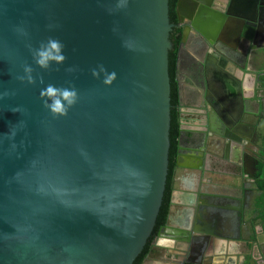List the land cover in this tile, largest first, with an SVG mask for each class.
<instances>
[{
  "label": "water",
  "instance_id": "obj_1",
  "mask_svg": "<svg viewBox=\"0 0 264 264\" xmlns=\"http://www.w3.org/2000/svg\"><path fill=\"white\" fill-rule=\"evenodd\" d=\"M168 1L0 0V264H133L142 250L169 163ZM184 1H176L179 21ZM197 1L187 18L209 40L223 16L212 17V0ZM189 28L182 30L176 67ZM49 36L63 41L67 59L44 70L29 45ZM26 63L43 83L18 79ZM99 64L116 73L111 84L91 75ZM69 66L76 71L67 72ZM214 67L203 63L206 75ZM176 78L180 105L177 70ZM67 81L79 99L54 117L39 92ZM179 124L183 136L187 128L181 118ZM212 132L209 121L205 143ZM181 148L179 142L176 164ZM208 240L194 245L190 263Z\"/></svg>",
  "mask_w": 264,
  "mask_h": 264
},
{
  "label": "crops",
  "instance_id": "obj_2",
  "mask_svg": "<svg viewBox=\"0 0 264 264\" xmlns=\"http://www.w3.org/2000/svg\"><path fill=\"white\" fill-rule=\"evenodd\" d=\"M183 51L180 50L177 65L181 93L179 110L182 123L187 128L184 132L191 136L198 133L194 130L205 131L209 121L212 125V122L219 120L210 105L211 102L214 105L218 99H209L210 102H206L205 107L201 96L197 98V86L190 78V65L182 63V60H186L182 57ZM249 78L250 74L246 73L242 89H239L243 92L239 96L241 110L243 114H257L258 104L253 97L254 88ZM249 102L254 103V111L246 106ZM260 126L263 128L264 122ZM183 138L182 136L180 141L181 157L174 169L166 227L161 230L162 233L142 264H185L184 259L190 253L193 254L194 245L200 243L202 235H207L210 240L208 244L204 241L194 264H251L252 247L264 249L261 225H255L253 231L251 229L250 196L253 175L242 168H236L235 175L228 173L226 168L231 167V164L227 151L222 149L224 140L219 136L214 135L208 139L200 149H195L188 137ZM240 138L243 143L247 141L244 137ZM244 190H250L247 206L244 208H248L247 211L242 210L239 204V201H243ZM253 232L255 240L251 241ZM175 237L179 240L174 239Z\"/></svg>",
  "mask_w": 264,
  "mask_h": 264
},
{
  "label": "flooded vegetation",
  "instance_id": "obj_3",
  "mask_svg": "<svg viewBox=\"0 0 264 264\" xmlns=\"http://www.w3.org/2000/svg\"><path fill=\"white\" fill-rule=\"evenodd\" d=\"M192 4H195L193 11ZM200 4L197 0H185L182 21L177 18V27L181 28V33L183 28L190 27L187 29L188 37L181 47V50H184L182 57L186 59L182 60V63L187 62L190 65V78L197 86L195 88L197 98L201 96L203 104L204 100L218 99L214 105L210 103L212 111L219 117V120L212 122L211 127L215 131V133L212 132L213 135L226 137L227 142L223 144L222 149L224 152L227 151L231 164V167L227 166L226 170L235 175L236 168H242L254 175L255 164L260 158L264 138V126L263 128L260 126L264 122V0H212L208 6L212 10V17L214 14L223 16V20L220 24L218 19L214 21L219 27L218 30L216 29V34L210 36L209 40L193 29L190 19L187 18L188 13H196ZM212 28L215 30L214 26ZM206 59L214 62L218 68L210 69L207 75L203 68ZM180 66L181 63H179ZM246 73L250 74L249 81L254 88L253 97L258 104L257 114L247 112L243 114L239 110L241 107L239 96L242 92L239 89H242ZM200 90L204 92L201 93ZM206 91L207 97H205ZM231 91L234 93L232 94ZM246 106L249 110H255L253 102H249ZM200 132L191 135L190 138L185 133L183 137H188L190 144L196 146L198 144L200 149L205 131ZM240 137H244L247 141L243 143ZM203 143L205 144L204 141ZM244 149L247 151H243ZM244 192L243 201H239L242 210L247 206L250 191L244 190ZM244 210L247 211L248 208ZM158 233L154 242L157 241ZM204 237L208 238L202 235V240ZM260 250L264 254L263 247ZM191 259L190 253L184 259V263L194 264L189 262Z\"/></svg>",
  "mask_w": 264,
  "mask_h": 264
},
{
  "label": "trees",
  "instance_id": "obj_4",
  "mask_svg": "<svg viewBox=\"0 0 264 264\" xmlns=\"http://www.w3.org/2000/svg\"><path fill=\"white\" fill-rule=\"evenodd\" d=\"M177 0H169V19L174 24L169 34V39L172 42V48L168 52V71L170 77V147L168 153V172L163 192L162 202L156 217L154 227L151 234L147 238L142 250L133 260V264H142L144 258L149 254L154 244L155 237L162 225L166 223L171 203V194L173 190V176L176 165V156L178 152V144L181 141L180 133V111H179V92L178 82L176 78V64L177 52L181 41V28L177 27V17L175 12V5ZM261 155L255 164V173L253 175L254 182L251 189L252 195L250 196V216H251V229L255 225H261V231L264 235V138L262 141ZM250 191V190H249ZM250 194V193H249ZM251 241L255 240V233L253 232Z\"/></svg>",
  "mask_w": 264,
  "mask_h": 264
},
{
  "label": "clouds",
  "instance_id": "obj_5",
  "mask_svg": "<svg viewBox=\"0 0 264 264\" xmlns=\"http://www.w3.org/2000/svg\"><path fill=\"white\" fill-rule=\"evenodd\" d=\"M29 49L34 63L44 70L51 69L53 64L61 65L67 59L64 52L65 44L53 36H49L46 40L41 41L38 47L32 48L29 45ZM54 70L58 71L59 69ZM65 70L67 72H74L76 68L69 66ZM33 71L34 69L31 64H24V75L19 76L18 79L21 81L26 80L27 83L33 84L39 78L40 82L43 83V76L38 74V77H33ZM90 71L94 78L101 79V82L104 84H111L116 77V73L114 71L108 72L103 64L97 65V67L92 68ZM66 83L69 86H57L53 83H47L39 92L43 107L48 109L54 117L67 115L69 108L74 106L79 99V93L75 85L71 81H67Z\"/></svg>",
  "mask_w": 264,
  "mask_h": 264
},
{
  "label": "built area",
  "instance_id": "obj_6",
  "mask_svg": "<svg viewBox=\"0 0 264 264\" xmlns=\"http://www.w3.org/2000/svg\"><path fill=\"white\" fill-rule=\"evenodd\" d=\"M264 254H262V251L259 247H252L250 252V257L254 261L255 264H264Z\"/></svg>",
  "mask_w": 264,
  "mask_h": 264
}]
</instances>
